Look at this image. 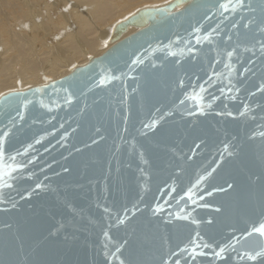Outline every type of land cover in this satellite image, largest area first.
<instances>
[{
    "label": "water",
    "instance_id": "95a60500",
    "mask_svg": "<svg viewBox=\"0 0 264 264\" xmlns=\"http://www.w3.org/2000/svg\"><path fill=\"white\" fill-rule=\"evenodd\" d=\"M261 29L264 0H166L0 95V171L24 165L0 187V264H264L238 255L264 241Z\"/></svg>",
    "mask_w": 264,
    "mask_h": 264
},
{
    "label": "bare ground",
    "instance_id": "6f19581e",
    "mask_svg": "<svg viewBox=\"0 0 264 264\" xmlns=\"http://www.w3.org/2000/svg\"><path fill=\"white\" fill-rule=\"evenodd\" d=\"M164 1L0 0V95L67 74L111 45L115 23Z\"/></svg>",
    "mask_w": 264,
    "mask_h": 264
},
{
    "label": "snow or ice",
    "instance_id": "6c2138e0",
    "mask_svg": "<svg viewBox=\"0 0 264 264\" xmlns=\"http://www.w3.org/2000/svg\"><path fill=\"white\" fill-rule=\"evenodd\" d=\"M238 3L242 4V0H238ZM221 8H223L224 10H228L229 8V4H221L220 5ZM261 31H264V29H261ZM205 39H208V37L206 36ZM200 41L197 40V43H199ZM261 52L264 53V44H261V48H260ZM228 57L231 58L233 53L232 52H228L227 53ZM137 61H134L133 63H136ZM226 67H231L230 65H226ZM101 84L104 83V80L102 79L101 81ZM206 83H208L209 85L212 84V80L211 78H209L208 81H206ZM262 88H264V86H262ZM200 90L201 92H204L206 91V89L204 88V85H201L200 86ZM232 89L229 88L228 91H231ZM225 91L224 88H221L220 89V92L223 94ZM197 97H193V99H196ZM215 99V97H214ZM245 110H247V105H245ZM228 115H232V113H228ZM241 115H243V113H241ZM155 123L156 121H152L151 123H148V124H145L144 126L146 128H153L155 126ZM260 136L264 137V132H261L259 133ZM4 136H7V133L5 132L4 133ZM36 143H39V140L36 141ZM29 148H31L32 146L29 145L28 146ZM225 149H227V145H225ZM27 151V149L25 150ZM20 153H17V155H19ZM10 160H13L15 161L16 157L15 156H10L9 157ZM4 160V150H3V137H0V162H2ZM29 163H31V161H29ZM17 167H24V165H16V166H12V165H8L7 166V171H0V187H7V188H11L12 185L8 182V180L12 179V172L16 171V168ZM210 175V173H209ZM7 177V179H6ZM202 179V178H201ZM37 188L41 187L40 184H37L36 185ZM160 206L157 205V208L155 209V211H160ZM105 211H109V209H105ZM184 219H187L188 217H182ZM120 223H123V220L120 219L119 220ZM193 223H197L196 221H193ZM253 234H258L260 237H264V223H260L259 226H254L251 230V232L248 233V236L250 237L251 235ZM108 234L105 233V236H107ZM197 235H199L197 233ZM237 243H240L239 240H237ZM196 247H201V245H196ZM203 247L207 248V247H210V245L208 244H204ZM242 247H248V248H251L253 249V251L255 250L256 247H259L260 248V251H255V254H253L252 251H244L242 254H239L240 255V258L243 259L244 257H247V259L249 260H256L258 256H264V241L256 244V245H253L252 243H250V241L246 238L244 240V243L242 245ZM228 248H232L233 251H236V248L234 247V245L232 244H229L227 247H220L219 251H216L215 252V256L217 257H220L222 256V254L224 252H226L228 250ZM117 251H119V248H117ZM193 253H195V248L192 249ZM201 255L203 253H200Z\"/></svg>",
    "mask_w": 264,
    "mask_h": 264
},
{
    "label": "rangeland",
    "instance_id": "374dc122",
    "mask_svg": "<svg viewBox=\"0 0 264 264\" xmlns=\"http://www.w3.org/2000/svg\"><path fill=\"white\" fill-rule=\"evenodd\" d=\"M108 40H106V41H104L105 43L107 42ZM103 46H101V48H102ZM90 55H94V54H90Z\"/></svg>",
    "mask_w": 264,
    "mask_h": 264
}]
</instances>
